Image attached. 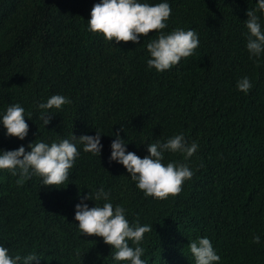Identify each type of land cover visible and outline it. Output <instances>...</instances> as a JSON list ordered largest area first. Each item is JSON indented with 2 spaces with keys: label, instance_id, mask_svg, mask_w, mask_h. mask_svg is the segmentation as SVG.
<instances>
[{
  "label": "trees",
  "instance_id": "1",
  "mask_svg": "<svg viewBox=\"0 0 264 264\" xmlns=\"http://www.w3.org/2000/svg\"><path fill=\"white\" fill-rule=\"evenodd\" d=\"M99 2L0 0V117L19 104L29 126L20 140L7 136L0 123V150L23 145L30 151L31 142L69 139L79 151L60 188L41 185L37 176L18 185V174L0 169V241L21 260L45 252L48 244L89 243L74 221L75 205L102 187L108 201L84 203L120 205L130 225L152 226L140 242L148 264H195L188 244L203 237L220 256L216 264H264V52L250 58L245 24L247 10H256L264 31L257 0H138L169 3L165 34L191 29L199 37L192 56L163 72L147 66L146 45L159 33L135 44L88 30L90 10ZM243 77L253 84L247 94L236 87ZM55 94L71 103L46 110L53 115L43 125L45 110L37 105ZM96 131L99 156L72 140V134ZM116 132L141 158L147 144L176 134L197 143L187 159L164 153L165 165L183 163L193 171L179 195L146 197L122 164L110 163ZM50 215L53 228L46 224ZM254 235L259 243L252 242Z\"/></svg>",
  "mask_w": 264,
  "mask_h": 264
},
{
  "label": "clouds",
  "instance_id": "2",
  "mask_svg": "<svg viewBox=\"0 0 264 264\" xmlns=\"http://www.w3.org/2000/svg\"><path fill=\"white\" fill-rule=\"evenodd\" d=\"M258 10L264 14V0H257ZM172 9L167 2L155 4L141 3L138 0H100L94 3L87 20L88 30L98 33L110 42H133L139 44L141 36H148L152 32L159 35L147 43L146 48L150 53L147 66L158 72L171 69L182 58L193 55L199 47L200 41L195 30L174 29L165 34L162 30L167 27V21ZM247 29L246 48L251 56L259 57L264 52V31L261 29L256 10H247L245 21ZM238 90L247 94L253 87L248 77L237 81ZM71 100L66 96L55 94L50 96L46 103L37 107L45 110L40 119L47 125L53 113L46 110L61 109ZM25 109L19 104L7 107L6 112L0 117L6 130V135L23 140L29 130L25 120ZM31 113L29 114V118ZM123 131V129H120ZM115 139L110 144L109 162L115 161L123 165L136 187L146 197L166 200L175 197L182 191L183 184L193 176V171L183 163H163L164 153H181L185 159L193 156L198 149L197 143L190 145L183 134H176L165 142L156 141L147 144L148 155L141 158L135 152L127 151L124 139L119 132L114 133ZM101 133L95 135H81L78 138L72 134V140L83 145L85 152L100 155L103 145ZM30 151H25L23 145L14 150H0V169L8 170L13 176L19 175L16 183L22 185L32 176L41 178V185L45 187L60 188L69 180L70 170L74 166L79 151L76 144L69 139H62L51 144L32 142L28 145ZM108 201L109 194L101 187L94 197L89 192L81 197V202L75 205L74 221L78 223L80 235H87L90 242L82 245L66 243L57 249L48 248L45 252H32L23 257L17 254L10 256L11 248L0 241V264H148L141 259L144 248L140 242L144 234L153 230L152 226L130 225L126 218V209L120 205L109 202L103 206L89 207L85 200ZM47 226H52L51 215L46 218ZM83 237V236H82ZM84 238V237H83ZM129 241L133 246H129ZM253 243H259L260 237L254 235ZM106 244V245H105ZM195 264H216L220 256L216 254L210 239L199 238L188 244Z\"/></svg>",
  "mask_w": 264,
  "mask_h": 264
}]
</instances>
